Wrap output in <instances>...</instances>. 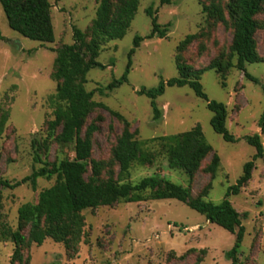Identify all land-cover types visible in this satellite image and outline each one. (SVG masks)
<instances>
[{
  "label": "rangeland",
  "instance_id": "1",
  "mask_svg": "<svg viewBox=\"0 0 264 264\" xmlns=\"http://www.w3.org/2000/svg\"><path fill=\"white\" fill-rule=\"evenodd\" d=\"M229 0H214L222 17L203 10L210 0H140L136 13L121 39L102 44L97 61L104 67H92L87 73V90L105 87L120 79L129 62L128 53L135 36L144 39L131 57L127 80L112 91L94 93L93 99L109 110L120 112L136 130V138L147 141L154 137L174 135L200 125L212 153L220 163L214 177L206 171L211 156L206 157L192 178L180 170L170 169L164 157L151 165H134L130 180L134 183L150 175H159L188 187L193 196L205 195V201L219 204L230 186L237 183L244 164L256 153L245 137L259 134L264 146V133L259 122L264 112V61L247 63L245 70L235 67L231 52L233 24L227 10ZM55 39L41 43L22 36L8 25L0 4V110L9 114L0 136V178L11 183L30 175L45 162L73 158L72 146L59 144L48 131L57 101V82L51 77L58 47L73 43V27L89 33L100 0H49ZM152 7L157 22L170 23L164 38H148L152 18L146 10ZM256 49L264 60V0L255 16ZM194 38L187 45L180 43L187 35ZM220 62L218 71L208 69L200 77L209 100L226 105V126L235 141L229 142L211 126L212 112L207 102L193 90L165 86L156 98L161 117L154 119L151 100L140 89L156 88L161 82L178 76L177 63L200 69L211 62ZM249 73L256 81L245 76ZM105 108H95L85 126L96 123L99 129L92 136V157L103 162V177L117 165L113 149L123 129L122 121ZM85 129V128H84ZM83 129V132H84ZM38 145V147H37ZM144 148L154 150L152 143ZM55 182V177L37 178L36 188L30 183L5 188L0 194V264H232L226 257L235 241V234L207 221L204 215L177 199L140 202H119L82 211L85 226L77 252L69 253L63 243L47 238L23 251L21 263H11L14 243L5 230L18 227V208L35 203L42 189ZM232 206L241 214L244 238L239 249L242 264H264V155L254 161L251 179L238 194L229 196ZM238 230L236 227L235 231ZM27 235V230L23 231ZM195 249L192 251L191 249ZM206 253L201 254L200 249Z\"/></svg>",
  "mask_w": 264,
  "mask_h": 264
},
{
  "label": "trees",
  "instance_id": "2",
  "mask_svg": "<svg viewBox=\"0 0 264 264\" xmlns=\"http://www.w3.org/2000/svg\"><path fill=\"white\" fill-rule=\"evenodd\" d=\"M209 6L203 10L210 15L222 17V9L210 0ZM263 0H229L227 10L233 24L231 52L236 56L234 64L239 70H245L247 63L262 60L256 49L255 33L258 28L256 14ZM140 0H100L96 16L92 21L89 33L73 27V43L64 44L57 49L54 59V69L51 77L57 82L55 94L57 105L53 119L48 122V131L52 136L60 128L55 140L62 145H71L73 158H62L59 161L45 162L43 166L34 169L30 175L11 183L0 178V194L5 188L13 189L22 184L30 183L36 188L37 178L51 179L55 182L42 189L35 203H24L18 208V227L15 230H5L4 234L14 243L11 263L23 261V251L35 243L41 245L47 238L63 243L69 253L77 252L81 242L85 218L82 211L99 206H112L119 202H140L157 199H177L191 209L205 216L208 222L214 223L235 234V241L226 257L232 264H242L238 254L244 238V226L239 213L231 204L229 196L238 194L240 189L251 179L254 161L264 155V146L259 134L249 135L245 140L255 147L256 153L243 167V173L237 183L230 186L224 199L219 204L205 201V195L193 196L191 190L159 175L143 177L134 183L130 180L131 168L134 165H151L158 157H164L170 169L180 170L190 178L199 169L201 162L211 156L206 171L212 177L218 170L220 159L212 153V146L207 142L200 125L174 135L154 137L147 141L136 138L137 131L131 130L127 119L118 111L109 110L103 103L93 99L94 93L103 94L112 91L127 80L131 66V57L144 39L135 36L134 46L129 51V62L125 73L120 79L112 80L105 87L87 90V73L92 67H104L97 57L102 44L109 40L121 39L134 18ZM161 4H169L171 0H160ZM8 25L24 37L41 43L54 42V28L49 0H0ZM152 18V30L148 38L157 36L164 38L170 23L161 26L152 7L146 10ZM3 38L0 31V40ZM194 38L189 34L180 43L183 47ZM178 76L161 82L153 89H140L139 94L146 95L151 100L153 117H161V111L156 106V98L163 94L165 86H189L194 94L204 99L206 107L212 112L211 126L224 140L234 142L235 137L226 126L227 109L222 102L209 100L202 89L200 77L208 69L220 70L222 64L218 61L200 69H191L184 63H177ZM245 76L256 81L249 73ZM97 107L108 109L112 116L122 121L123 129L113 149V158L117 171L111 170L103 177V162L92 157V136L99 129L96 123L85 122L89 114ZM9 114L0 110V136L2 135ZM264 133V112L259 122ZM85 128V129H84ZM84 129V132H83ZM152 143L154 150L144 148L146 143ZM38 147V145H37ZM236 227L238 230L235 231ZM27 230L25 236L23 231ZM194 251L195 249H191ZM201 254L206 249L199 250ZM202 260L198 257L195 264Z\"/></svg>",
  "mask_w": 264,
  "mask_h": 264
}]
</instances>
